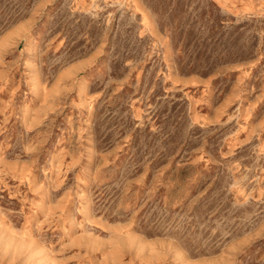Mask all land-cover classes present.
Here are the masks:
<instances>
[{"label":"rangeland","instance_id":"obj_1","mask_svg":"<svg viewBox=\"0 0 264 264\" xmlns=\"http://www.w3.org/2000/svg\"><path fill=\"white\" fill-rule=\"evenodd\" d=\"M0 264H264V0H0Z\"/></svg>","mask_w":264,"mask_h":264},{"label":"bare ground","instance_id":"obj_2","mask_svg":"<svg viewBox=\"0 0 264 264\" xmlns=\"http://www.w3.org/2000/svg\"><path fill=\"white\" fill-rule=\"evenodd\" d=\"M83 89V88H82Z\"/></svg>","mask_w":264,"mask_h":264}]
</instances>
